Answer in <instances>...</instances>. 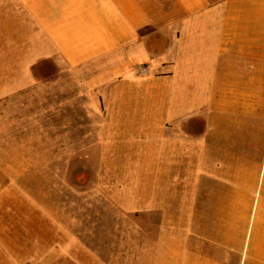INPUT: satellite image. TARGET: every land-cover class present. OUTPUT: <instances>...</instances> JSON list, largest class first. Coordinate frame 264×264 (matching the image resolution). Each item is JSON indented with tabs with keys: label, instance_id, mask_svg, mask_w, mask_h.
I'll return each mask as SVG.
<instances>
[{
	"label": "crops",
	"instance_id": "obj_1",
	"mask_svg": "<svg viewBox=\"0 0 264 264\" xmlns=\"http://www.w3.org/2000/svg\"><path fill=\"white\" fill-rule=\"evenodd\" d=\"M46 62L129 106L116 115L145 171L124 210L158 215L161 234L165 201L192 216L175 243L158 235L153 264H264V160L249 140L264 126V0H0L1 138L17 117L9 105L57 84ZM19 181L0 185V264H114L50 214L43 235ZM234 217L245 218L240 241Z\"/></svg>",
	"mask_w": 264,
	"mask_h": 264
},
{
	"label": "rangeland",
	"instance_id": "obj_2",
	"mask_svg": "<svg viewBox=\"0 0 264 264\" xmlns=\"http://www.w3.org/2000/svg\"><path fill=\"white\" fill-rule=\"evenodd\" d=\"M44 65L51 76L46 73L42 77L58 80L57 84L41 93L30 90L22 104L7 108L9 115L15 113L17 117L5 126L9 137H0V163L12 164L13 168L0 169V185L6 179L19 178L21 186L40 205L43 235L48 229L44 220L50 214L58 233L71 232L110 263L153 264V242L158 235L163 241L175 243L178 225L184 223L192 230V216H177L178 202L165 201L172 215L163 218L166 230L161 234L158 215L124 210L130 182L145 171L135 167L137 154L135 146L129 144L128 121L117 117L121 112L128 113L129 106L114 105L111 89L83 85L72 72L62 71L52 62ZM2 110L6 108L0 105V115ZM249 140L259 148L253 152L261 164L264 126ZM263 175L264 169L260 185ZM116 188L122 190L121 205L113 199ZM244 220L233 218L234 241L247 235ZM196 223L199 225L201 218ZM186 235L193 240L192 232ZM236 254L234 251L233 256Z\"/></svg>",
	"mask_w": 264,
	"mask_h": 264
},
{
	"label": "built area",
	"instance_id": "obj_3",
	"mask_svg": "<svg viewBox=\"0 0 264 264\" xmlns=\"http://www.w3.org/2000/svg\"><path fill=\"white\" fill-rule=\"evenodd\" d=\"M141 71H145V68H141Z\"/></svg>",
	"mask_w": 264,
	"mask_h": 264
}]
</instances>
